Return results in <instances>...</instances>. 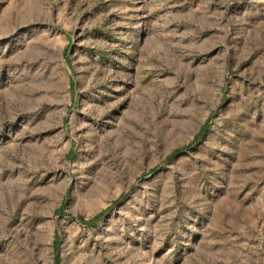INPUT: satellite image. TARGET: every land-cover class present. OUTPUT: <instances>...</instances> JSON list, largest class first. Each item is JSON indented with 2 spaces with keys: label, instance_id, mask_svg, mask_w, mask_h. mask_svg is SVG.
Instances as JSON below:
<instances>
[{
  "label": "rangeland",
  "instance_id": "374dc122",
  "mask_svg": "<svg viewBox=\"0 0 264 264\" xmlns=\"http://www.w3.org/2000/svg\"><path fill=\"white\" fill-rule=\"evenodd\" d=\"M0 264H264V0H0Z\"/></svg>",
  "mask_w": 264,
  "mask_h": 264
}]
</instances>
